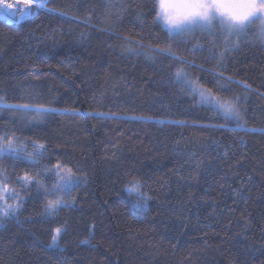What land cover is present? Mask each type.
<instances>
[{"label":"trees","instance_id":"1","mask_svg":"<svg viewBox=\"0 0 264 264\" xmlns=\"http://www.w3.org/2000/svg\"><path fill=\"white\" fill-rule=\"evenodd\" d=\"M154 3L47 0L21 22L0 19V94L59 110L39 121L0 111V134L45 143L41 163L65 161L81 177L65 197H76L74 207L58 215L44 214L34 186L24 195L18 218L0 226V264H264V45L249 31L216 69L250 87L225 85L245 97L246 127H205L219 121L178 94L169 78L177 62L153 51L168 40L153 24ZM183 39L191 48L215 37ZM184 47L174 50L209 70L186 71L212 87L216 60ZM3 163L9 191L22 192L16 180L36 169ZM134 180L150 197L142 207L126 190Z\"/></svg>","mask_w":264,"mask_h":264},{"label":"snow or ice","instance_id":"2","mask_svg":"<svg viewBox=\"0 0 264 264\" xmlns=\"http://www.w3.org/2000/svg\"><path fill=\"white\" fill-rule=\"evenodd\" d=\"M243 3H252L256 6V10L252 11L243 20L227 21L222 18L216 20L200 21L197 19L184 20L178 24H170L164 18L162 11L160 10V0H155L153 5L155 9V19L153 24L158 26L161 31L167 32L168 40L165 41L166 47L160 48L157 46L153 51L158 52L161 55L167 56L169 59L176 61L177 65L175 70L172 71V65H169V78L173 84L181 85V92L178 94H187L191 97L192 101L197 106H203L205 111L211 112L213 119L219 121L204 125L205 127H218L229 128L232 125V130L243 129L246 127L247 110L243 107L245 97L237 94L233 90L227 88V84H237L245 91H249L250 87L241 81H236L232 77H225L223 72H217L216 69L223 68L224 59L228 52L239 50L240 41L246 40L249 29L252 25L259 22V28L257 34L253 40V43L259 42L264 45V12L260 11L261 7H264V0H239ZM25 8L19 9L20 16L18 19H23L29 14L30 9H44L45 3L42 0H24ZM8 9L14 8V5H7ZM49 11L55 12L56 9L51 8ZM63 15V13H60ZM5 18L14 16L15 13L4 11L0 13ZM199 31L202 35L215 37L212 41H209L205 45H201L199 41L192 45L191 48L187 47L190 40L183 39L186 34L195 36V33ZM222 40V51H219L220 44L217 40ZM235 38V39H233ZM175 41V45L172 43ZM184 44L185 47L182 51L187 52L193 56L197 53H203L207 51L209 53V59H215L216 65L210 71V74L215 78V82L212 87H206L200 82V78L193 77L185 69V65L188 68H199L202 72L209 71L202 65H197L194 60H189L186 56L178 55L174 49H179L180 45ZM20 99H23L21 97ZM34 97H29L26 103H9L6 94H0V111L8 112H25L33 113V119L39 121L44 116L51 112L59 111L58 109L48 106L45 102H34ZM250 132L256 131V129H247ZM31 145V150L26 145ZM49 149L45 143L38 142L36 140L25 139L21 143L20 137L16 135H9L7 131L0 134V226H2L9 218H18L19 212L22 211V205L24 203V195L29 192L30 189L35 188V191L42 193L46 198L44 204V214L49 217L53 214L59 213L63 208H72L75 205L76 197H73L69 201H65V197L68 196L72 189L81 182V177L76 175V170L70 166L67 162L56 160L55 163L51 159H47L46 163H41L46 159V155ZM5 160L18 161L22 164H26L29 168H35L36 171L31 173L25 171L24 175L16 180V183L20 185L22 192L9 191V173L7 165L3 162ZM54 177L55 182L49 186L45 181L47 175ZM132 188L126 189L130 192H135L137 195V207H142L147 204L150 197L141 192L140 189L143 185L139 180L131 182ZM239 191V190H237ZM14 198V203H8L9 200ZM66 222L56 227L52 234V243L49 247L59 248L57 243L60 236L67 232ZM60 252L64 249L60 248Z\"/></svg>","mask_w":264,"mask_h":264},{"label":"clouds","instance_id":"3","mask_svg":"<svg viewBox=\"0 0 264 264\" xmlns=\"http://www.w3.org/2000/svg\"><path fill=\"white\" fill-rule=\"evenodd\" d=\"M160 10L168 23L178 24L192 19L243 20L250 12L256 10V6L239 0H160ZM260 11L264 12V7H261Z\"/></svg>","mask_w":264,"mask_h":264},{"label":"rangeland","instance_id":"4","mask_svg":"<svg viewBox=\"0 0 264 264\" xmlns=\"http://www.w3.org/2000/svg\"><path fill=\"white\" fill-rule=\"evenodd\" d=\"M46 1L47 0H42V2H44L45 4H46ZM14 5V8H13V10L15 11L14 13H15V16L16 15H19L20 14V12H19V9H21V8H25L26 7V5H25V3H24V0H0V7H1V9H2V12H4V11H7V5ZM33 9H35V8H33ZM33 9H30L29 10V13L33 10ZM29 15V14H28ZM19 17V16H18ZM5 19H9V17L8 18H5ZM258 28H259V22H257L256 24H254V25H252L251 27H250V29H249V31H251V33L253 34V35H256L257 34V30H258ZM233 39H235V38H233Z\"/></svg>","mask_w":264,"mask_h":264},{"label":"bare ground","instance_id":"5","mask_svg":"<svg viewBox=\"0 0 264 264\" xmlns=\"http://www.w3.org/2000/svg\"><path fill=\"white\" fill-rule=\"evenodd\" d=\"M7 12H10V13H12V12H15L14 10H13V8H11V9H7ZM32 12V11H31ZM31 12L29 13V15H27V16H25L22 20H24V19H26L27 17H29L30 16V14H31ZM0 13H2V9H1V7H0ZM18 16H20V14L19 15H14V16H11V17H9V19H5V17L4 18H0L1 20H5V21H7V22H9V23H14V22H21L22 20L21 19H18ZM1 17V16H0Z\"/></svg>","mask_w":264,"mask_h":264},{"label":"built area","instance_id":"6","mask_svg":"<svg viewBox=\"0 0 264 264\" xmlns=\"http://www.w3.org/2000/svg\"><path fill=\"white\" fill-rule=\"evenodd\" d=\"M1 17L0 18H4V16L3 15H0Z\"/></svg>","mask_w":264,"mask_h":264}]
</instances>
